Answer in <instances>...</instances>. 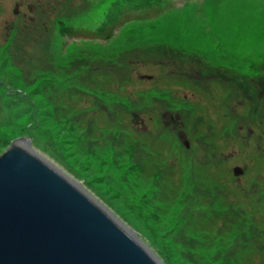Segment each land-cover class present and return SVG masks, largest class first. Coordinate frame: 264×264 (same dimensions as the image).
Masks as SVG:
<instances>
[{
    "label": "rangeland",
    "instance_id": "obj_1",
    "mask_svg": "<svg viewBox=\"0 0 264 264\" xmlns=\"http://www.w3.org/2000/svg\"><path fill=\"white\" fill-rule=\"evenodd\" d=\"M22 138L160 264H264V0H0V156Z\"/></svg>",
    "mask_w": 264,
    "mask_h": 264
},
{
    "label": "water",
    "instance_id": "obj_2",
    "mask_svg": "<svg viewBox=\"0 0 264 264\" xmlns=\"http://www.w3.org/2000/svg\"><path fill=\"white\" fill-rule=\"evenodd\" d=\"M30 143L19 139L0 156V264H160L134 232Z\"/></svg>",
    "mask_w": 264,
    "mask_h": 264
},
{
    "label": "flooded vegetation",
    "instance_id": "obj_3",
    "mask_svg": "<svg viewBox=\"0 0 264 264\" xmlns=\"http://www.w3.org/2000/svg\"><path fill=\"white\" fill-rule=\"evenodd\" d=\"M14 12H16V10L14 11ZM184 75H186L187 77L185 78V79H187V80H193V82H190L191 83V85L189 84L188 85V87H187V90H189L191 93H189V92H186V94L185 95H183L184 97V100H186V101H190V102H194V100H200V101H202V99L203 98H205V100H208V101H212V99L214 98V96H212L211 94H214L212 91H208V90H203V88L202 87H199V84H196L195 82H199V83H202V82H205V80L204 79H206L207 78V75L205 74V73H203V72H200V73H193V72H191V74H188V73H185ZM194 75V76H193ZM195 75H197V77L195 76ZM214 76V77H211V80H210V83L212 84V85H214L215 87H217V85L216 84H219V85H221L222 86V84L223 83H221L220 82V80H219V78H218V76H217V74H215L214 72L213 73H211L210 74V76ZM190 78H189V77ZM193 77V78H192ZM223 77H227V76H225L224 74H223ZM209 80H207V81H209ZM208 85V84H207ZM176 89H178V88H176ZM202 92V93H201ZM216 92V91H215ZM176 93V96H178L179 95V91H178V93L177 92H175ZM216 94V96L218 95V93H215ZM189 95V96H188ZM225 95H226V93H225ZM218 96H220V95H218ZM215 100V99H214ZM213 100V101H214ZM168 118L170 119V120H173L172 119V117L171 116H168ZM173 123L176 125V123L178 124L179 123V118H178V116H177V118H176V120L174 121L173 120ZM250 135H252V132H250L249 133V137H250ZM188 145V144H187ZM263 154H264V150H263ZM235 168L232 170V173H233V175L234 176H236V177H241L242 175H243V170L238 166V165H236V166H234ZM235 170H239L240 172L238 173V175H236L235 173H234V171Z\"/></svg>",
    "mask_w": 264,
    "mask_h": 264
}]
</instances>
